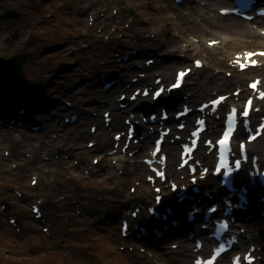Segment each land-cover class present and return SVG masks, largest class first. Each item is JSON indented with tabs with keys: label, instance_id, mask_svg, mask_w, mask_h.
<instances>
[{
	"label": "rangeland",
	"instance_id": "1",
	"mask_svg": "<svg viewBox=\"0 0 264 264\" xmlns=\"http://www.w3.org/2000/svg\"><path fill=\"white\" fill-rule=\"evenodd\" d=\"M214 1L187 0L177 5L174 0H0V56L10 58L24 53L28 57L22 67L19 98L0 95V100L7 102V109L19 103L15 114L21 106L25 107L23 103L31 105L28 121H33L31 126H41L40 131L21 128L9 121L0 126V188L4 203L0 213V264H190L192 255L188 248L192 249L193 244L184 242V238L178 240L169 234L159 243L148 238L122 237L119 216L131 214L134 209L131 204L146 205L152 199L154 189L146 181L151 172L139 168L143 165L139 158L144 151L142 142L108 161L99 147H89L88 143L95 139L89 131L91 125L99 127L98 133L102 131L100 141L109 139L110 151L114 148L112 134L122 128L113 126L111 131L104 126L102 114L112 113L111 106H103L106 98H98L87 90L97 87L103 91V74L104 81H109L115 74L106 73H117L115 68L143 73L137 67H145L148 59L167 55L170 41L175 42L180 36L186 49L182 48L176 55L168 54L165 62L174 68L166 84L173 80L176 69L190 67L193 59L200 58L206 67L191 74L181 93L188 95V87L205 80L206 71L214 78L210 93L195 104L216 93L226 94L243 88L240 86L246 87L248 80L262 72L249 71L243 85L238 84L235 80L240 72L230 62L238 52L264 50V37L259 31L256 36L241 37L224 29L232 20L219 17ZM196 7L204 16L191 13ZM10 9L19 11L22 18L2 17ZM170 25L172 30L168 28ZM246 26L255 25L246 23ZM209 39L220 43L213 47ZM137 49L144 52L136 55ZM125 56H129V61H124ZM175 60L183 63L176 64ZM157 69L160 67L154 65L148 71ZM133 89L125 91L128 98ZM122 93L118 92V100ZM64 108L70 109L61 111ZM88 110L96 115L87 117L99 116L102 122L86 120L78 130H86L91 138L73 141L74 146L79 145L77 151L88 149L87 155L71 154L67 147L61 153L48 155L41 151L36 155L34 147L44 138L45 123L50 121L69 129L72 125L68 120L78 113L86 115ZM60 112L64 113L58 123ZM129 115L125 113L123 118ZM80 121L83 117L76 125ZM60 133L53 130L51 137L56 139ZM175 160L178 161V155ZM109 165L115 168L114 177H100ZM32 175L38 177L37 185H32ZM183 176L182 172L178 174L179 179ZM132 187H137L135 192ZM148 188L152 193H148ZM124 194L134 198L144 194V198L140 201ZM39 201L45 223L37 220L32 211V204ZM11 218L16 219L15 224L10 223ZM250 227V233L245 235L257 238L264 264V218L254 217ZM240 229H246V225ZM176 243L180 246L173 249L171 246ZM248 244H243V248Z\"/></svg>",
	"mask_w": 264,
	"mask_h": 264
},
{
	"label": "bare ground",
	"instance_id": "2",
	"mask_svg": "<svg viewBox=\"0 0 264 264\" xmlns=\"http://www.w3.org/2000/svg\"><path fill=\"white\" fill-rule=\"evenodd\" d=\"M191 13L196 14V16H204V14L202 13V11L200 10L199 7L198 8L197 7L194 8ZM225 17H229V16L227 15ZM231 20H232V22L230 24H228L226 26H223L224 29H226L228 31L235 32L236 34H238L241 37L256 36L257 32L255 30L247 27V26H244L245 24L241 21L242 19H240V17L238 18V17L233 16V17H231ZM204 21H208V20L204 19ZM167 22L168 23H172L171 20H167ZM168 28L171 29V30L173 29V27L171 28V25L168 26ZM180 38H181V36L179 38H177L175 42H173L171 40L170 43L168 44V47H167L168 49H167L166 52L169 55H176V54H178L179 50H181L183 48L184 45L181 44V41H180L181 39ZM6 40H8V38H6ZM209 40H212V39H209ZM172 44H174V45H172ZM185 49L186 48L184 47L183 50L185 51ZM141 51H143V50H141ZM238 53H241V52H238ZM141 54L142 53H140L139 55H141ZM168 54L164 55V57H163L164 58V60H163L164 62L163 63L159 62V63L156 64L158 67H160V70L157 69V70L153 71L152 73L147 74L145 78H140L138 80V82H134V83L131 82L132 75L136 74L137 70H135V69H129V70L120 69V70H118L117 69L119 75L121 76V80L119 81L118 84H114L113 86H111V88L109 90H106V91H100L97 87H92V88L87 90L88 93L89 92L90 93H92V92L96 93L98 95V98H106L107 105L109 107L111 106V110H112L113 121H112L111 125L123 127L124 125L122 124L123 123L122 119H123V115L125 113L126 114H130L131 111H132V108L135 105L139 104L141 101H145V100L151 101V99L142 98V97H140L138 99V101H136V102H130L129 99H127L128 102L130 103L129 104L130 107H128L127 109L126 108L124 109L123 107H121V104H120V103H122V101L117 99L118 92L119 93H120V91H123V92L126 91L127 92L134 86H148L150 83L153 84V80L154 79L152 77H153V75H155L156 73H159V72H160V75L164 77V79L162 80L163 83H165L167 80L171 79L172 73H173L172 69L174 68V65H170V63L165 62L167 60L168 56H169ZM174 62L176 64L183 63L182 60H175ZM175 73H176V70H175ZM206 75L207 76H206L205 80L201 79V81L194 82L192 86L188 87V90L190 91V93L182 98V101H181L182 105L184 103H189L191 106H195L196 107L197 105L195 103L198 100H200L201 98L206 97L210 93L209 86L211 85V82H212L211 80H213L212 78H214V77H212L213 75H211L210 72H208V71H206ZM244 79H245L244 74H239L238 75V79L236 80V82L239 83V84H243ZM224 83H226V82L224 81ZM243 88H244V86H243ZM245 90H247V89L244 88V91ZM165 96H167V94H165ZM94 100L96 101L97 99H94ZM152 103H155V102H152ZM12 104L14 105L15 103H12ZM23 104H25L24 106H25L27 112L30 115L31 105H28L27 103H23ZM5 105H7V102L5 100L4 101L0 100V110L3 111V113H2L3 118H6L9 115H15V116L18 117V119H21V120L27 121L29 119V116L27 115V113H25V114H20V113L15 114L14 112H10L9 109L5 108ZM74 105H75V103H74ZM155 105L161 106V108L164 107V104L162 102H158ZM14 107L15 108L20 107L19 103L18 104L16 103V105ZM69 109H65L64 108V109H61V111H69ZM63 113L64 112L58 113V116H57L58 119H57L56 122L61 123V118L63 116ZM80 117H83V121H80V123L78 125H76V124L73 125V123H72V126H70L69 129L65 128L66 125H61L60 124L59 126H55V124L53 122H50V121L47 124L45 123V130L42 131V135H43L44 138L40 141V143L38 145H36L34 147V149L36 151V155H38L41 151L47 152L48 155H52L56 151L61 153V152H63L64 147H67L68 150L71 152V154H85V155H87L86 153L89 152L88 149H80L79 151H77V149H78L77 147L79 145L74 146L75 144L73 143V141L76 140V139H79L80 141H83L84 139H86L87 137L90 136V134L86 130L82 129V131H79L78 128H79V126L82 123H84L86 120L90 119L91 117L89 118L85 114L80 115ZM91 119H94V120L98 121L99 123L102 122V119L99 116H96L95 118H91ZM187 119L189 120V118H187ZM173 121L174 120H172V119H170V121H169L172 126L174 125ZM61 127L65 128L63 130V134L60 133V132H62V128ZM53 130H55V131L60 133V134H58V138H56V139L51 137V132ZM101 132L100 133H96L97 135H95L98 138L96 147L98 146L100 149H102L104 146H106L107 148L110 147L111 144H110L109 139H106L104 141H100L99 140L101 138V136H102ZM141 135L144 136L141 139V141H142L141 148L143 150H148L150 148L149 144H150V142L152 140L153 134L149 133L147 131V129L144 128V131L142 132ZM33 137H39V135H33ZM58 142H61L62 146H60V143H58ZM250 149L253 152L260 154L262 162L264 163V135L262 137H260L259 140L255 141L250 146ZM166 151L170 155L169 164H168L169 165L168 173H169V175L171 177H175V175H176L175 172L176 171L174 170L173 158L177 154L176 146L171 145V144L168 143V144H166ZM199 151H201V149H199ZM211 155L212 154H209L205 158L209 159L211 157ZM104 156H105L104 157L105 160L108 161L111 158V156H113V155L107 153ZM198 157L201 158L200 155H198ZM139 168L142 169V170L146 169V167L144 165H141V167H139ZM100 175H101L100 177H102V178L114 177V175H115L114 166L109 165L105 169L104 172L100 173ZM148 190H149L148 193H151V189L148 188ZM124 196H127V198H134V197L128 196L126 194H124ZM198 196L202 197V198L204 197L202 195H198ZM143 198H144V195H140V197L136 198V199H139L141 201ZM206 200L207 199L205 198V201ZM184 203L188 206V209H191L192 203H194V201H192V200L187 198V199H185ZM260 206H262V204ZM164 207H165V205H164ZM177 215L181 216L180 214H176V216ZM42 218H44V215H43ZM152 221H153V223L155 221H157V224L164 223V222H161V220H158L156 218L152 219ZM184 223H185V227L186 228L191 227V224H187V222H184ZM248 227H249V230H251L250 225ZM172 230H175V229H172ZM149 236L152 239H155L154 234H151ZM255 238L256 237H253V239H255ZM256 240H257V238H256ZM251 244H253V243H251Z\"/></svg>",
	"mask_w": 264,
	"mask_h": 264
},
{
	"label": "water",
	"instance_id": "3",
	"mask_svg": "<svg viewBox=\"0 0 264 264\" xmlns=\"http://www.w3.org/2000/svg\"><path fill=\"white\" fill-rule=\"evenodd\" d=\"M3 17L18 18L16 11H9ZM28 60L23 54L11 58L0 57V95L16 98L24 75V63Z\"/></svg>",
	"mask_w": 264,
	"mask_h": 264
},
{
	"label": "snow or ice",
	"instance_id": "4",
	"mask_svg": "<svg viewBox=\"0 0 264 264\" xmlns=\"http://www.w3.org/2000/svg\"><path fill=\"white\" fill-rule=\"evenodd\" d=\"M245 55L247 57L251 58L252 56H255V55H264V52H262V53H252V52H248ZM237 62H239V58H238ZM197 65L199 66V62H197ZM244 66L245 65H242V67H244ZM186 75H187V72H180L179 73V78L177 79L176 83L173 85V88L174 89H179L182 86V83L181 82L183 81V79H184V77ZM250 87L253 88V89H256L257 88V83H253L252 85H250ZM162 91L163 90L156 92L155 93V96L156 97H159L161 95ZM145 95H147V93H145ZM259 95H260V99L264 100V92H260ZM225 99H226L225 97L221 96L218 100H214L212 103L215 104V105H219ZM252 106H253V101L251 99H249L247 101V108L243 111V116L244 117H248L249 116V114H250V111L249 110L252 108ZM205 107H207V105H205ZM232 112H233V115H235L236 109H233ZM201 123H203V121H201ZM262 130H264V127H262ZM232 132H233V129L229 128L228 131L224 133V137H223V139H221L219 141V144L220 145H227L229 143V138L232 136ZM241 147H243V146H241ZM224 167H227V161H225L223 159V155H222L221 156V165H220V168H217L216 169V172L219 173L220 172V169L221 168H224ZM235 167H236V169H240L241 168V162H240L239 159H237L235 161ZM230 172H231V169H229V172L224 173V183H226V184L230 182V176H229V173ZM33 183H35V181H33ZM210 211L213 214H215L218 211V209H217V207L213 206L210 209ZM220 227L222 229H225V228L228 227V225L227 224H221ZM220 251H223V248H221ZM208 264H212V262L209 261Z\"/></svg>",
	"mask_w": 264,
	"mask_h": 264
}]
</instances>
